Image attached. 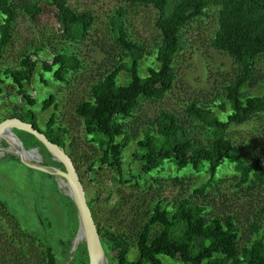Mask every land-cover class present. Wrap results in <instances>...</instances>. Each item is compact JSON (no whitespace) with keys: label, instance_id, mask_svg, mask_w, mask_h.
<instances>
[{"label":"rangeland","instance_id":"1","mask_svg":"<svg viewBox=\"0 0 264 264\" xmlns=\"http://www.w3.org/2000/svg\"><path fill=\"white\" fill-rule=\"evenodd\" d=\"M12 1L16 5V18L12 23L10 41L1 55L0 65L13 67L17 65L21 53L39 46L43 48L39 55L44 59H49L52 52L63 46L65 51L79 60V66L67 75V81H53L43 73L47 77L46 84L35 81L25 87L33 95L45 92L52 94V103L47 108L42 109L40 102L33 105L35 121L39 127L43 126L48 115L53 112L55 123L65 129V147L62 149L76 169L86 199H92V219L100 228L120 235L132 245L127 253L129 259L137 256L133 247L135 239L157 199L168 203L185 197L206 206V212L210 215H232L238 232V246L253 237L249 225L261 222L259 209L264 208V170L260 182L234 188L229 182L223 181L225 177L233 178L231 164L226 161L216 175V179L222 181L199 195L193 188L204 181L206 175L203 171L185 170L178 178H173V167L165 162L158 171L140 173L139 178L137 162L132 156L135 138L141 135L146 125L154 122L160 111L174 115L193 143L204 145L209 141L208 129L201 122L192 120L185 108L189 102H194L213 110L216 116H221L216 105L222 100L223 86L233 75L235 64L229 55L215 49L210 43L217 27V6L208 5L200 16L182 27L181 48L174 57V79L170 89L159 99H142L133 113L123 119L124 129L130 139L122 150L121 174L117 177V172L105 165L93 171L88 168L90 160L98 154V148L84 134L81 118L74 112V106L87 97L90 83L99 79L111 66L124 60L110 24L114 13L119 16L118 24L128 38L150 54L159 37L153 24L155 9L150 5L125 0H68L73 9L91 12L93 21L82 38L67 43L63 42L59 24L49 8L44 7V12L38 13L33 19L21 8L23 1H38L42 5V0ZM139 65V71L143 74L145 61L142 59ZM39 68L38 65L36 69ZM252 69V78L242 87V91L259 96L264 92V53L254 59ZM116 81L125 84L128 73L120 71ZM2 90L0 120L8 117L6 107H23L19 101L13 102L14 90L9 82L2 85ZM14 131L24 149L32 148L38 154L39 157L30 162L62 169L44 148L35 145L28 134L19 129ZM225 135L243 157H264V114H256L238 125H228ZM9 144L16 143L1 136L0 202L5 208L0 206V264H44L43 244H53L55 264H70L69 260L74 254L71 246L75 233L72 232L67 209L58 195L71 199L65 180L57 175L49 178L43 172L25 166L17 156L7 151ZM7 210L13 215H9ZM37 214L43 223L49 224L46 231L39 232L36 226ZM17 221L22 230L27 232L26 237L16 232L20 228ZM149 227L151 234L159 229L158 224ZM32 233L43 244L38 246ZM59 237L62 246H66L69 241L64 257L59 253L61 245L56 243ZM81 244H84L83 239L75 244L76 253ZM102 245V264H113L115 250L107 240ZM160 260L162 264H182L178 259L164 256H160Z\"/></svg>","mask_w":264,"mask_h":264},{"label":"trees","instance_id":"2","mask_svg":"<svg viewBox=\"0 0 264 264\" xmlns=\"http://www.w3.org/2000/svg\"><path fill=\"white\" fill-rule=\"evenodd\" d=\"M125 1L150 5L155 9L153 24L159 37L149 54L128 38L118 24L117 13L111 17L114 39L124 60L111 66L99 79L90 83L87 97L74 106V112L81 118L84 134L98 148V154L90 160L88 168L93 171L105 165L115 170L117 177L120 176L122 150L130 139L124 129L123 119L133 113L142 99H159L170 89L174 79V57L181 48V29L211 5L218 7L217 27L210 41L211 46L225 52L235 64L233 75L223 86L222 100L216 105L221 116H216L213 110L194 102L186 105L187 115L208 129L210 138L203 145L193 143L174 115L160 111L154 122L146 125L141 135L134 140L135 150L132 156L137 162V176L140 178V173L158 171L165 162L173 167V178H178L185 170L203 171L206 175L204 181L193 188L194 192L202 195L207 189H213L214 184L222 181L217 180L216 175L223 163L228 161L233 178L225 177L223 181L229 182L234 188L260 182L263 179L264 157H243L226 137L225 131L230 124L238 125L256 114H264V92L255 96L242 91V87L252 78L254 59L264 53V0ZM42 2L41 5L38 1H23L21 8L31 19L44 12V7L49 8L59 24L63 42H75L90 29L93 21L91 12L73 9L68 0ZM15 18L16 5L13 1L0 0V59L10 41ZM42 50L39 46L21 53L17 65L13 67L0 65V94L3 91L2 85L9 82L14 90L13 102L19 101L23 107H6L9 112L7 116L31 123L49 141L64 148L65 129L55 123L53 112L48 115L43 126L39 127L32 110L36 102L41 103L42 109L47 108L52 103V94L45 92L33 95L25 85L35 81L44 85L47 75L53 81H67V75L79 66V60L69 54V51H65L63 46L52 52L49 59L39 55ZM142 59L145 61L143 74L139 71ZM38 65L40 68L36 69ZM122 70L128 73L125 84L116 81ZM43 73L47 75L43 76ZM24 133L33 139L36 146L44 148L31 134ZM43 174L52 178L51 174ZM58 195L67 209L74 234L78 226L74 204L69 197ZM86 201L91 209L92 199ZM0 206L5 208L2 202ZM206 208L203 204L189 201L185 197L168 203L157 199L135 239V259L127 257L132 245L125 242L120 235L102 229L96 223L95 227L102 249V244L107 240L115 250L113 264H162L160 256L178 259L182 264H264V208L259 209L261 222H252L249 225L253 237L240 246L237 245L238 232L232 215H210ZM8 214L13 215L9 211ZM37 220L39 232L46 231L49 224L43 223L38 214ZM17 223L20 226L18 221ZM154 224H158L159 229L151 234L149 226ZM22 229L20 226L16 232L26 237L27 232ZM33 238L40 246V238L35 234ZM61 242L59 237L56 243L61 245L59 253L64 257L69 241L66 246H62ZM43 245L44 264H55L53 244ZM72 253L74 254L69 260L70 264H87L84 244L80 245L77 253L76 249Z\"/></svg>","mask_w":264,"mask_h":264},{"label":"water","instance_id":"3","mask_svg":"<svg viewBox=\"0 0 264 264\" xmlns=\"http://www.w3.org/2000/svg\"><path fill=\"white\" fill-rule=\"evenodd\" d=\"M4 128L19 129L31 134L50 156L61 165L62 169L50 168L40 163L24 160L21 155H17L19 161L25 166L51 175H57L68 183L69 196L77 213V230L80 231L85 245L87 264H102L103 251L99 236L86 201L83 187L71 159L61 147L49 141L43 133L33 128L29 122L22 121L17 117H5L0 120V130ZM13 129L11 132L15 134ZM15 137L22 147L18 137Z\"/></svg>","mask_w":264,"mask_h":264},{"label":"bare ground","instance_id":"4","mask_svg":"<svg viewBox=\"0 0 264 264\" xmlns=\"http://www.w3.org/2000/svg\"><path fill=\"white\" fill-rule=\"evenodd\" d=\"M13 128H4L2 130H0V137L1 136H5L9 139H12L15 141L16 144H9V148H8V152L12 153L13 155L17 156V155H21L23 157L24 160L27 161H31L33 159H37L39 156L38 154L34 151V149L30 148V149H24L23 147H21L18 143V140L16 139V134L12 133L11 130ZM63 181V180H62ZM66 187L69 193V186L68 183H66ZM82 240V236L79 230L76 231L73 240H72V249L74 251L75 248V244H78L79 241Z\"/></svg>","mask_w":264,"mask_h":264}]
</instances>
